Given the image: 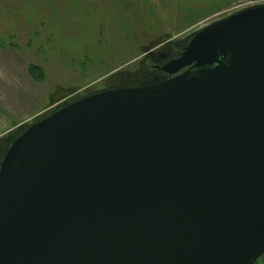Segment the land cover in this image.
Returning <instances> with one entry per match:
<instances>
[{
	"label": "water",
	"instance_id": "water-1",
	"mask_svg": "<svg viewBox=\"0 0 264 264\" xmlns=\"http://www.w3.org/2000/svg\"><path fill=\"white\" fill-rule=\"evenodd\" d=\"M173 49L139 82L69 99L9 140L0 264L264 254V4Z\"/></svg>",
	"mask_w": 264,
	"mask_h": 264
},
{
	"label": "rangeland",
	"instance_id": "rangeland-1",
	"mask_svg": "<svg viewBox=\"0 0 264 264\" xmlns=\"http://www.w3.org/2000/svg\"><path fill=\"white\" fill-rule=\"evenodd\" d=\"M256 4L264 0H0V157L22 126L139 82L197 29Z\"/></svg>",
	"mask_w": 264,
	"mask_h": 264
},
{
	"label": "flooded vegetation",
	"instance_id": "flooded-vegetation-1",
	"mask_svg": "<svg viewBox=\"0 0 264 264\" xmlns=\"http://www.w3.org/2000/svg\"><path fill=\"white\" fill-rule=\"evenodd\" d=\"M171 52H172V49H170V51H168L167 53L160 54V55H158V57L153 59L154 62L151 63V65H150L151 71L154 69V66H157L160 63V61L164 60L167 56L172 55Z\"/></svg>",
	"mask_w": 264,
	"mask_h": 264
},
{
	"label": "trees",
	"instance_id": "trees-1",
	"mask_svg": "<svg viewBox=\"0 0 264 264\" xmlns=\"http://www.w3.org/2000/svg\"><path fill=\"white\" fill-rule=\"evenodd\" d=\"M179 45H180V44L176 45V47L179 46ZM173 51H174V49L172 50V52H173ZM172 52H171V53H172ZM174 52H175V51H174ZM263 255H264V254H263Z\"/></svg>",
	"mask_w": 264,
	"mask_h": 264
},
{
	"label": "bare ground",
	"instance_id": "bare-ground-1",
	"mask_svg": "<svg viewBox=\"0 0 264 264\" xmlns=\"http://www.w3.org/2000/svg\"><path fill=\"white\" fill-rule=\"evenodd\" d=\"M255 263V262H254Z\"/></svg>",
	"mask_w": 264,
	"mask_h": 264
}]
</instances>
